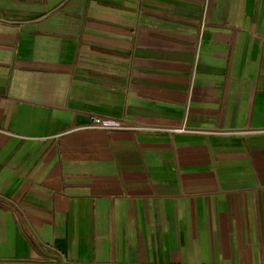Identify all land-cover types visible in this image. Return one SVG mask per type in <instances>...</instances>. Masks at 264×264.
I'll use <instances>...</instances> for the list:
<instances>
[{
  "label": "crops",
  "instance_id": "obj_1",
  "mask_svg": "<svg viewBox=\"0 0 264 264\" xmlns=\"http://www.w3.org/2000/svg\"><path fill=\"white\" fill-rule=\"evenodd\" d=\"M0 264H264V0H0Z\"/></svg>",
  "mask_w": 264,
  "mask_h": 264
},
{
  "label": "built area",
  "instance_id": "obj_2",
  "mask_svg": "<svg viewBox=\"0 0 264 264\" xmlns=\"http://www.w3.org/2000/svg\"><path fill=\"white\" fill-rule=\"evenodd\" d=\"M93 126L92 128H96V129H105L106 127L103 125L101 118L99 117H95L93 118ZM174 132H191V133H200V134H206V135H215V134H222L217 130H213V131H203V130H187L185 127L182 128H177V129H173ZM228 134V133H225Z\"/></svg>",
  "mask_w": 264,
  "mask_h": 264
}]
</instances>
